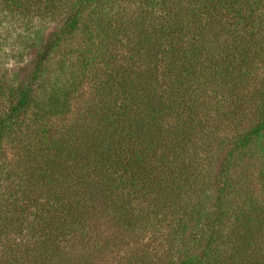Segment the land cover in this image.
Masks as SVG:
<instances>
[{"label":"trees","instance_id":"16d2710c","mask_svg":"<svg viewBox=\"0 0 264 264\" xmlns=\"http://www.w3.org/2000/svg\"><path fill=\"white\" fill-rule=\"evenodd\" d=\"M35 2L60 26L5 85L0 264H264V187L247 185L264 177V0ZM198 181L215 192L195 200ZM170 206L201 253L142 244Z\"/></svg>","mask_w":264,"mask_h":264},{"label":"rangeland","instance_id":"374dc122","mask_svg":"<svg viewBox=\"0 0 264 264\" xmlns=\"http://www.w3.org/2000/svg\"><path fill=\"white\" fill-rule=\"evenodd\" d=\"M43 7L42 4H37L35 0H0V111L5 107L7 101L5 85H9L11 82L16 85L25 79L29 64L39 51L41 43L60 26L59 20L48 16ZM85 22V20L82 21L79 27L82 28ZM68 46L69 42L65 40L53 51L46 64L49 73L56 71L60 62L64 60ZM261 74L264 76V68L261 70ZM48 79L50 78L48 77ZM88 94L89 91L86 92L85 96ZM6 164L5 153L0 148V191H2L4 176L8 173ZM262 168L257 166L250 177V181L247 179V185H249L251 191H254V196L259 198L262 197L261 188L264 187V177L261 175ZM198 183L195 200L203 196L202 192H208V190L209 193L215 192L214 187L212 189L209 187L210 189L206 191L205 182L198 181ZM138 205L142 206L144 203L140 202ZM158 217V220L162 223L158 225L156 233L147 234L148 237L142 240V244H151L154 250L158 249V252H160L158 254H162L171 247L174 249L173 251L176 250L177 252H181L183 249H191L197 253L202 252L201 244L196 241L187 242L188 239L194 237L193 232L195 230L193 226L187 229L186 239H182V235L179 234L183 229L180 220H186V218L182 217L178 207L170 206L169 209H163L159 211ZM98 233L104 238L112 234H119L115 229L102 227L98 228ZM174 234L179 235L178 239L168 245L169 242L166 241ZM14 240L15 238L10 235L9 241L11 244ZM117 257L119 256H111L112 261L110 262H99L102 264H118Z\"/></svg>","mask_w":264,"mask_h":264}]
</instances>
